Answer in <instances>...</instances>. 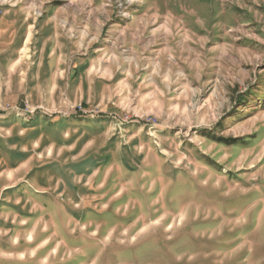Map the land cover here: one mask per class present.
Returning a JSON list of instances; mask_svg holds the SVG:
<instances>
[{"label":"rangeland","instance_id":"1","mask_svg":"<svg viewBox=\"0 0 264 264\" xmlns=\"http://www.w3.org/2000/svg\"><path fill=\"white\" fill-rule=\"evenodd\" d=\"M51 4L72 48L2 108L0 264H264V0Z\"/></svg>","mask_w":264,"mask_h":264},{"label":"crops","instance_id":"2","mask_svg":"<svg viewBox=\"0 0 264 264\" xmlns=\"http://www.w3.org/2000/svg\"><path fill=\"white\" fill-rule=\"evenodd\" d=\"M52 2L0 0V130L14 126L5 124L10 114L2 108L37 93L44 69L49 75L48 87L54 91L53 83L59 78L54 75L55 70L59 71L60 65L65 63L62 55L70 57L69 52L62 54V49L70 51L72 46L67 42V47L63 48L60 43L66 39L65 30L69 32L74 28L76 14L54 8ZM7 140L0 135V163L8 152L4 147ZM8 170L11 168L0 171V198L12 188L13 172H6Z\"/></svg>","mask_w":264,"mask_h":264},{"label":"built area","instance_id":"3","mask_svg":"<svg viewBox=\"0 0 264 264\" xmlns=\"http://www.w3.org/2000/svg\"><path fill=\"white\" fill-rule=\"evenodd\" d=\"M11 110H15V111H17V114H19V112H18V111H19V109H11Z\"/></svg>","mask_w":264,"mask_h":264}]
</instances>
